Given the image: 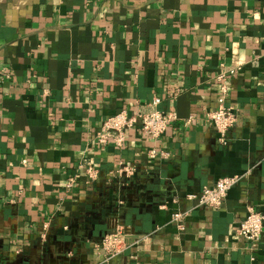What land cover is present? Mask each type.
<instances>
[{"label": "crops", "instance_id": "obj_1", "mask_svg": "<svg viewBox=\"0 0 264 264\" xmlns=\"http://www.w3.org/2000/svg\"><path fill=\"white\" fill-rule=\"evenodd\" d=\"M221 73L226 145L206 121ZM155 97L176 117L156 141L135 125L95 143ZM225 176L240 180L221 206L195 207L188 194ZM250 208L264 214V0H0V264H264V230L235 232ZM119 225L149 237L105 261Z\"/></svg>", "mask_w": 264, "mask_h": 264}, {"label": "built area", "instance_id": "obj_2", "mask_svg": "<svg viewBox=\"0 0 264 264\" xmlns=\"http://www.w3.org/2000/svg\"><path fill=\"white\" fill-rule=\"evenodd\" d=\"M226 73L218 75L220 83V94L217 98V105L206 112V121L212 126L217 134V142L226 145L227 132L232 128L237 120V112L234 107L227 104L228 89L225 84ZM159 98L155 97L150 105L152 106L146 111H137L129 114L126 110H120L106 119H104L97 135L95 143L97 145H105L112 142L116 146H121L125 139L126 131L138 126L139 131L149 139L156 141L168 128L169 124L176 118L172 112H164L156 108ZM190 122V118L186 123ZM167 153L152 146L148 151V156L154 159L158 156L165 157ZM81 171L82 175L88 179L94 180L98 176V169L85 160L81 161L76 168ZM119 176H131L135 172V167L131 165H117L112 171ZM77 178L72 175L68 178L66 186L70 188ZM238 176H225L219 178L211 186H203L198 193L188 194V198L195 201V207L218 208L223 203L229 189L238 183ZM165 208L164 204L159 205ZM185 212L176 211L171 214V219L177 223V227L181 230L184 228ZM264 230V214L250 208L244 218L237 224L235 228L236 234L242 239L248 241H257ZM149 235H136L128 226H116L108 229L101 237L99 247L103 251L105 261L114 258L124 252L126 249L143 241Z\"/></svg>", "mask_w": 264, "mask_h": 264}]
</instances>
